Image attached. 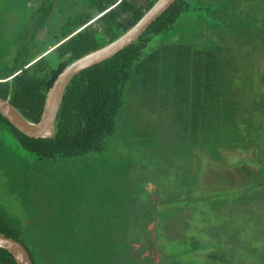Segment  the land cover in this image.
Returning <instances> with one entry per match:
<instances>
[{
  "label": "trees",
  "instance_id": "16d2710c",
  "mask_svg": "<svg viewBox=\"0 0 264 264\" xmlns=\"http://www.w3.org/2000/svg\"><path fill=\"white\" fill-rule=\"evenodd\" d=\"M38 1V7L25 13L27 28L12 43L11 61L0 62V97L31 123L38 122L45 95L64 67L119 38L157 0H79L81 10L68 15L56 30L49 25L56 16H64L66 0ZM80 31L84 36L76 37ZM5 55L0 53V59ZM126 104L134 115L143 111L142 119L148 108L152 127L157 119L162 124L157 113L169 118L167 137L174 135L179 145L175 157L182 162L175 164L178 168L186 164L182 178L188 174L187 195L177 197L176 203L204 204L209 216L203 210L196 214L200 231L218 243L208 250L206 261L240 264L237 257L243 255L264 264V247L258 249L256 242L249 240L243 247L248 253L238 249V228L231 219L239 214L236 206L225 201L208 205L209 199L224 196L222 189L189 184L199 182L204 161L220 163L221 150L250 154L230 163L242 164L247 181L229 192L237 190L246 199L261 200L264 210V0H176L135 41L70 80L51 138H29L0 115V143L2 137L12 141L20 159L31 156L41 164L102 153L116 134ZM248 164L256 168L254 174L246 169ZM101 191L105 189H99L100 196ZM243 201L240 205L251 209L256 200ZM177 204L172 203L171 212L159 220L179 215ZM222 207L228 208L227 220ZM14 225L0 211V234L20 243L32 264H45L44 255L33 249L32 241H23ZM157 228L154 239L164 236ZM167 239L169 247L174 239L170 242L168 234ZM193 239L183 234L178 240L184 255L211 246L195 244ZM0 264L16 262L0 248Z\"/></svg>",
  "mask_w": 264,
  "mask_h": 264
},
{
  "label": "rangeland",
  "instance_id": "374dc122",
  "mask_svg": "<svg viewBox=\"0 0 264 264\" xmlns=\"http://www.w3.org/2000/svg\"><path fill=\"white\" fill-rule=\"evenodd\" d=\"M77 1H64L69 5L64 7V16H56L49 26L56 30L68 15L79 12L81 3ZM37 2L40 3L38 0H0V53L6 52L0 62L11 61L12 43L27 28L29 20L25 13L38 7ZM75 36H84V32ZM123 113L117 119L116 134L108 140L104 152L73 160L41 164L31 156L20 159L15 144L2 137L0 211L15 223L22 240L32 241L33 249L44 255L45 264H211L205 256L218 243L202 234L196 217L200 210H206L205 205L176 203L177 197L187 195L184 182L188 174L182 178L180 172L187 166L179 164L178 168L175 164V160L182 162L175 157L174 148L179 145L174 135L167 137L169 118L157 113L162 124L157 119V125L152 127L148 108L144 111L145 119H142L143 111L134 115L127 104ZM241 156L249 158L250 154L235 149L221 150L220 163H214L213 159L204 161L199 182L196 179L189 184L193 187L199 184L203 190L222 189L224 196L209 199L208 205L225 201L231 202L232 208L236 206L239 214H232L231 219L238 228V249L243 251L249 240L261 249L264 247L262 201L252 196L246 199L237 190L229 192L247 181L241 163L230 165ZM246 169L253 174L256 171L252 164L246 165ZM99 189H105L101 196ZM242 190L250 191L248 187ZM244 199L248 203L256 200L254 211L253 207L240 205ZM172 203L177 204L181 213L174 219L159 220L171 212ZM221 210L227 220L228 208ZM151 212L154 218L147 217ZM205 213L209 216V212ZM167 224L171 225L169 229ZM155 226L164 236L154 239ZM125 227L128 228L124 230ZM167 234L170 242L174 239L169 247L165 246ZM183 234L193 236L195 244L212 247L184 255L185 250L178 241L183 239ZM187 241L191 243L190 238ZM151 242L156 243V249L150 246ZM251 257L248 260L240 255L237 259L240 264H249L253 261Z\"/></svg>",
  "mask_w": 264,
  "mask_h": 264
},
{
  "label": "water",
  "instance_id": "95a60500",
  "mask_svg": "<svg viewBox=\"0 0 264 264\" xmlns=\"http://www.w3.org/2000/svg\"><path fill=\"white\" fill-rule=\"evenodd\" d=\"M176 0H157L124 34L109 44L74 60L63 68L48 89L37 123L26 120L7 100L0 97V115L16 130L33 139H49L63 93L72 78L85 69L102 63L135 41ZM0 248L12 255L16 264H32L28 253L15 240L0 234Z\"/></svg>",
  "mask_w": 264,
  "mask_h": 264
},
{
  "label": "flooded vegetation",
  "instance_id": "af4514ba",
  "mask_svg": "<svg viewBox=\"0 0 264 264\" xmlns=\"http://www.w3.org/2000/svg\"><path fill=\"white\" fill-rule=\"evenodd\" d=\"M51 49H53V47H52V48H50V50H51ZM36 58H39V57L37 56ZM255 257H256V256H255Z\"/></svg>",
  "mask_w": 264,
  "mask_h": 264
}]
</instances>
